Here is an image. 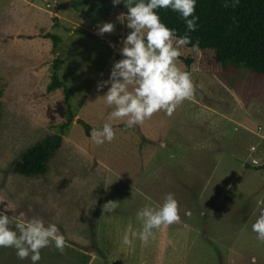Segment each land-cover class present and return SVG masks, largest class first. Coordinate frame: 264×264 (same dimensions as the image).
<instances>
[{"label": "rangeland", "instance_id": "obj_1", "mask_svg": "<svg viewBox=\"0 0 264 264\" xmlns=\"http://www.w3.org/2000/svg\"><path fill=\"white\" fill-rule=\"evenodd\" d=\"M77 1L0 0V211L8 204L56 223L69 245L63 253L54 244L42 249L37 264H264V242L252 231L264 209V75L223 68L214 51L182 46L177 64L191 74L194 96L142 126L109 121L110 84L99 91L98 84L124 58L132 30L122 9ZM106 22L114 30L99 34ZM47 32L60 37L56 49ZM56 70L70 88L73 121L47 174H15L14 160L67 119L62 89H47ZM78 119L109 122L116 136L97 144ZM168 193L181 222L154 229L147 244L124 245L129 223L141 227L137 211ZM109 200L119 206L104 213ZM0 264L32 262L0 247Z\"/></svg>", "mask_w": 264, "mask_h": 264}, {"label": "clouds", "instance_id": "obj_2", "mask_svg": "<svg viewBox=\"0 0 264 264\" xmlns=\"http://www.w3.org/2000/svg\"><path fill=\"white\" fill-rule=\"evenodd\" d=\"M120 2L113 0L114 5ZM196 3L197 0H125L127 27L132 31L120 50L124 58L114 63L109 80L98 84V91L110 84L103 95L107 105L114 106L109 121L123 120L127 128L142 126L146 119L160 111L171 116L180 104L194 96L196 85L191 74L177 64L182 46L190 44L191 37L186 33L177 38L176 30L167 26L156 10L170 8L180 13L187 31L193 32L199 19L194 15ZM238 4L239 0H232L233 7ZM113 30L114 24L110 22L99 26V34ZM193 47L198 48V42ZM91 135L97 144H103L111 142L116 132L111 123L105 122L102 128L93 127ZM252 163L258 164L257 161ZM118 206V201L109 200L103 205V212H114ZM9 210L12 215L7 214ZM180 213L174 193H168L161 204H145L136 214L140 229H134L129 223L122 243L132 246L138 238L147 244L149 239H155L154 229L179 224ZM185 215L191 213L186 211ZM252 231L264 242V209L252 224ZM52 244L61 253L69 246L56 223L46 224L38 217L29 219L24 213L17 215L8 204L0 211V247L14 248L19 259L30 257L32 264H37L41 250Z\"/></svg>", "mask_w": 264, "mask_h": 264}, {"label": "trees", "instance_id": "obj_3", "mask_svg": "<svg viewBox=\"0 0 264 264\" xmlns=\"http://www.w3.org/2000/svg\"><path fill=\"white\" fill-rule=\"evenodd\" d=\"M91 0H78L80 5H88ZM77 2L74 5H77ZM228 4L225 7V4ZM101 5L106 11L118 7L128 12L125 0L117 5L113 0H102ZM161 20L170 28L176 30L177 38L186 33L191 37V43L185 46L195 50L214 51L213 60L223 68L245 67L257 74L264 75V0H239V4L232 6V0H197L195 16H198L196 30L187 31V26L181 14L172 9L160 8L156 10ZM52 38L56 49L60 37L47 32L42 35ZM198 42V48H194ZM54 49V50H55ZM191 63V58H186ZM48 91L62 89L68 107V116L60 124L59 132L46 136L43 140L24 150L20 157L12 163L11 171L26 177H39L48 173L52 160L62 147L63 135L73 121L74 113L70 108V88L60 79L57 70L51 77ZM2 89L0 88V120L2 118ZM78 122L84 127L86 134H90L94 126L82 119ZM96 128H102L95 126ZM84 257V256H83ZM87 256L84 257V260Z\"/></svg>", "mask_w": 264, "mask_h": 264}]
</instances>
